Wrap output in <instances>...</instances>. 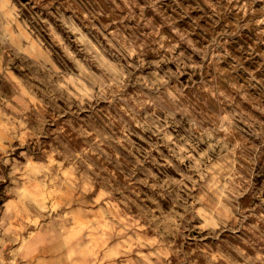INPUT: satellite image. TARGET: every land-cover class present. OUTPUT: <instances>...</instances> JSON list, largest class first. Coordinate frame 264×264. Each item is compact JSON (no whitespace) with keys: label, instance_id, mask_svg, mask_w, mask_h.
<instances>
[{"label":"rangeland","instance_id":"rangeland-1","mask_svg":"<svg viewBox=\"0 0 264 264\" xmlns=\"http://www.w3.org/2000/svg\"><path fill=\"white\" fill-rule=\"evenodd\" d=\"M145 262L264 264V0H0V264Z\"/></svg>","mask_w":264,"mask_h":264},{"label":"bare ground","instance_id":"bare-ground-1","mask_svg":"<svg viewBox=\"0 0 264 264\" xmlns=\"http://www.w3.org/2000/svg\"><path fill=\"white\" fill-rule=\"evenodd\" d=\"M69 36H71V35H69ZM78 38V37H77ZM132 57V56H131ZM122 58V57H121ZM131 59V58H130ZM165 60V59H164ZM143 61V60H142ZM158 62H159V60H158ZM204 62V61H203ZM144 65H145V63H144ZM112 76V75H111ZM165 76V75H164ZM195 76V75H194ZM137 77V76H136ZM174 77V76H173ZM140 78V77H139ZM153 78H154V76H153ZM158 78V77H157ZM163 79V78H162ZM126 80V79H125ZM149 80V79H148ZM152 81V80H151ZM105 83V82H104ZM162 83V82H161ZM149 84V83H148ZM148 86V85H147ZM152 88V87H151ZM160 88V87H159ZM26 105V104H25ZM27 111V110H26ZM54 121V120H53ZM55 123V122H54ZM182 124V123H181ZM184 125V124H183ZM177 129V128H176ZM165 135V134H164ZM160 137V136H159ZM198 137V136H197ZM176 138V137H175ZM167 140H168V138H167ZM193 140V139H192ZM187 141V140H186ZM25 142V141H24ZM161 142V141H160ZM188 142V141H187ZM25 145V144H24ZM193 145V144H192ZM234 147V146H233ZM157 148V147H156ZM170 148H171V146H170ZM191 148V147H190ZM159 149V148H158ZM169 149V148H168ZM176 149V148H175ZM187 150V149H186ZM14 151V150H13ZM161 151V150H160ZM198 151V150H197ZM158 152V151H157ZM172 152V151H171ZM185 152V151H184ZM174 153V152H173ZM189 153V152H188ZM178 154V153H177ZM200 155V154H199ZM197 157V156H196ZM163 158V157H162ZM185 158V157H184ZM191 158V157H190ZM10 159V158H9ZM183 159V158H182ZM181 159V160H182ZM8 160V159H7ZM187 161V160H186ZM74 162V161H73ZM180 162V161H179ZM72 164V163H71ZM55 165V164H54ZM165 165V164H164ZM198 166V165H197ZM201 166V165H200ZM206 166V165H205ZM220 166V165H219ZM62 168V167H61ZM198 168V167H197ZM166 170V169H165ZM178 170V169H177ZM199 170V169H198ZM184 171H185V169H184ZM212 171V170H211ZM180 172V171H179ZM179 172H178V174H179ZM219 173V172H218ZM41 174V173H40ZM163 175V174H162ZM48 176V175H47ZM186 176V175H185ZM60 177V176H59ZM194 177V176H193ZM20 178V177H19ZM65 178V177H64ZM63 179V178H62ZM183 179V178H182ZM191 180V179H190ZM46 181V180H45ZM212 181V180H211ZM188 182V181H187ZM59 184V183H58ZM191 184V183H190ZM197 184V183H196ZM216 184V183H215ZM62 185V184H61ZM217 185V184H216ZM197 186V185H196ZM183 187V186H182ZM190 187V186H189ZM45 188V187H44ZM211 188V187H210ZM43 190V189H42ZM195 191V190H194ZM216 191V190H215ZM39 193V192H38ZM217 193V192H216ZM45 194V193H44ZM51 194V193H50ZM62 194V193H61ZM42 195V194H41ZM101 195V194H100ZM105 195V194H104ZM195 195V194H194ZM51 196V195H50ZM201 196V195H200ZM42 197V196H41ZM55 197V196H54ZM196 197V196H195ZM105 199V198H104ZM45 202V201H44ZM102 204V203H101ZM100 204V205H101ZM45 205V204H44ZM103 207V206H102ZM45 209V208H44ZM100 210V209H99ZM56 211V210H55ZM62 211H63V209H62ZM103 211V210H102ZM3 213H5V212H3ZM4 218V217H3ZM6 223V222H5ZM5 223H3V224H5ZM110 223V222H109ZM2 224V225H3ZM61 225H63V224H61ZM66 225V224H65ZM64 226V225H63ZM107 227V226H106ZM113 228V227H112ZM108 236H110V235H108ZM107 236V237H108ZM112 237V236H111ZM119 237V236H118ZM108 239V238H107ZM116 239V238H115ZM23 241V240H22ZM113 241V240H112ZM3 242H4V239H3ZM24 242V241H23ZM111 242V241H110ZM5 243V242H4ZM110 244V243H109ZM3 246V245H2ZM97 249V248H96ZM95 249V250H96ZM95 253H96V251H95ZM33 255V254H32ZM22 258V257H21ZM148 260V259H147ZM152 260V259H151ZM143 263V262H142ZM151 263V262H150ZM118 264V263H117ZM145 264H146V262H145Z\"/></svg>","mask_w":264,"mask_h":264}]
</instances>
